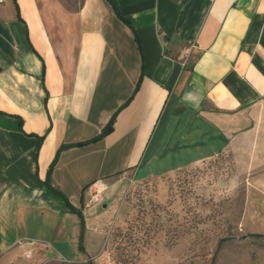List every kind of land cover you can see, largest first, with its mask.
<instances>
[{
    "label": "crops",
    "instance_id": "obj_1",
    "mask_svg": "<svg viewBox=\"0 0 264 264\" xmlns=\"http://www.w3.org/2000/svg\"><path fill=\"white\" fill-rule=\"evenodd\" d=\"M172 152H229L264 184V0H0L6 250L79 241L64 195L86 244L89 185L103 179L110 198Z\"/></svg>",
    "mask_w": 264,
    "mask_h": 264
},
{
    "label": "rangeland",
    "instance_id": "obj_2",
    "mask_svg": "<svg viewBox=\"0 0 264 264\" xmlns=\"http://www.w3.org/2000/svg\"><path fill=\"white\" fill-rule=\"evenodd\" d=\"M192 157H148L137 174L119 179L112 197L105 189L91 202L100 204L85 250L48 232L39 240L52 244L6 250L10 235L0 243V264H264V237L253 236L264 233V184L239 177L229 152L188 164Z\"/></svg>",
    "mask_w": 264,
    "mask_h": 264
},
{
    "label": "trees",
    "instance_id": "obj_3",
    "mask_svg": "<svg viewBox=\"0 0 264 264\" xmlns=\"http://www.w3.org/2000/svg\"><path fill=\"white\" fill-rule=\"evenodd\" d=\"M114 5H115V4H114ZM115 8L118 10V8H117L116 5H115ZM118 12H119V11H118ZM114 119H115V116H113V117L111 118V120L109 121V123L107 124V126L103 129V132H102V134H101L100 136L109 133V132L113 129ZM42 140H43V137H41V139H40V143L42 142ZM40 143H39V144H40ZM83 143H84V142L77 143V144L80 145V144H83ZM67 146H68V145H63V146L61 147V149H62V148H65V147H67ZM229 154H230V153H229ZM230 156H231V154H230ZM231 158H232V157H231ZM53 164H54V163H53ZM53 164H52V166H53ZM64 198H65L66 203L68 204L70 210H71L72 212L77 213V214L79 215V217H80V224H81V232H80V238H79V241H80V248H81L82 250H85V246H84V233H85V229H86V221H85L84 213H83V211H82L81 209H77L75 206H73V205L70 203V201L68 200V198H67L65 195H64ZM253 236H254V237H257V238H259V237H264V233L257 232V233H254Z\"/></svg>",
    "mask_w": 264,
    "mask_h": 264
},
{
    "label": "built area",
    "instance_id": "obj_4",
    "mask_svg": "<svg viewBox=\"0 0 264 264\" xmlns=\"http://www.w3.org/2000/svg\"><path fill=\"white\" fill-rule=\"evenodd\" d=\"M89 191L91 194V200L92 201H98L100 199V194L106 189V183L103 179H97L91 185H89ZM26 255L28 257L32 256L31 251H27Z\"/></svg>",
    "mask_w": 264,
    "mask_h": 264
}]
</instances>
